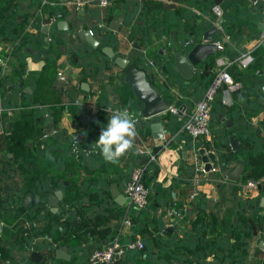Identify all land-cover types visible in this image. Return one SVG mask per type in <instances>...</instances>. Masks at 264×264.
Listing matches in <instances>:
<instances>
[{"label":"crops","instance_id":"0c3cea01","mask_svg":"<svg viewBox=\"0 0 264 264\" xmlns=\"http://www.w3.org/2000/svg\"><path fill=\"white\" fill-rule=\"evenodd\" d=\"M57 1L0 0V57L5 61L0 65V264H93L88 261L89 253L114 238L120 244L140 240L143 246L125 249L109 264H264V48L259 44L264 0L261 6L252 0H118L119 6L109 15L105 8L114 0L107 5L88 1L82 13L68 0ZM210 2L221 7V15L214 13L213 6L207 8ZM53 5H60L64 14H55ZM113 19L118 21L117 29L110 27ZM60 20H66L67 26L61 27ZM205 22L207 27H203ZM44 24H48L46 33ZM132 25L137 35H128ZM83 26L92 29L100 42L109 37L104 29L111 30L116 36L113 49L127 57H135L140 49L145 55H166L172 48L187 53L190 47L187 52L180 48L187 46L185 40L198 35V42L203 41L204 32L215 26L211 42L218 40L219 44L195 64L194 75L212 77L217 57L233 59L229 71L239 86L216 96V103L224 109L214 111L211 106L209 136L192 138L176 130L196 100L161 114L164 134L160 137L153 135L149 118H138L133 149L142 162L148 160L140 151L142 146L156 151L152 183L170 192L164 204L151 187L146 207H127L125 201L116 200L132 168L127 164L132 150L115 163L99 151L83 159L71 158L70 136L76 131L91 133V126L101 118L97 107L102 94L116 109L128 107L132 100V89L121 82L123 73L116 66L86 76L84 67L70 62L74 53L69 54L65 45H60L52 62L39 56L37 46L26 43L28 39L35 43L39 34L46 38L52 28L81 31ZM70 35L75 43L80 41L77 32ZM247 54L252 60L242 65L238 60ZM59 68L66 73L62 84ZM142 68L154 86L162 87L152 80L148 65ZM83 81L88 90L82 88ZM35 86L51 90L39 105L55 104L59 112L57 125L46 120L43 131L64 129L60 137L57 132L52 134L51 141L58 142L48 150L47 139L52 135L45 140L38 137L39 107L30 101ZM169 92L177 94L179 86L171 84ZM82 105L88 114H98V119L83 123ZM7 109H12L10 114ZM231 133L241 140L240 150L232 149ZM201 148L213 155L210 169L204 167ZM239 162L243 168L238 179H229ZM193 166L196 194L189 201L192 211L187 212V196L181 192L186 178L182 167ZM61 178L62 186L57 184ZM57 189H62L63 196L58 209L52 211L48 195ZM72 193L73 199L68 200ZM61 245L66 246L65 257L55 252Z\"/></svg>","mask_w":264,"mask_h":264},{"label":"trees","instance_id":"16d2710c","mask_svg":"<svg viewBox=\"0 0 264 264\" xmlns=\"http://www.w3.org/2000/svg\"><path fill=\"white\" fill-rule=\"evenodd\" d=\"M144 3L147 4V2L144 1ZM214 5V3L210 2L207 3V8H211ZM117 6H119L118 4V0H114V2H112V4L107 5V7L105 8V12L109 15L113 9L117 8ZM73 9H75V6L73 5ZM53 12H55V14L57 12L64 14V10L60 5H53L52 7ZM212 16H215L214 13ZM57 20V19H56ZM53 23H55L53 21ZM205 24V25H204ZM203 24V27H207L208 23L205 22ZM38 27L40 26V24L37 25ZM135 25H132L129 27V33L128 35H137V32L135 30ZM224 28H226L227 30V23H225L224 21ZM72 31L77 32L78 37L80 38V41L78 43H75V37H72L70 35V33ZM104 31L107 32V34L109 35V37L104 40L101 41L100 46L98 47H92L87 40L82 36L81 31L76 28V29H70L69 31H58L55 30L54 28L50 29V31L46 34L48 36H50V39H46L44 37V35L39 34L36 37V42L33 43L31 40L32 39H28V41H26V43H28L29 45L34 44L35 46L38 47V52H39V56L45 58L46 60H51L52 62L56 61V56L55 53L57 52V50L59 49L60 45L63 44L67 47V51L69 54L74 53V55H70L69 60L71 63L77 64V65H81L82 67H84V75L88 76L89 73H95L97 75H99L100 73H102L104 70L111 68V67H115L116 65L113 63L112 59L106 57L105 55H103V53L101 52V46L105 45V44H109L112 45L113 48L115 49V40H116V36L113 35L111 33V30H107L104 29ZM19 37V36H18ZM24 38H26V35H23ZM23 37L20 38V42L23 41ZM190 40H192V43L198 42V40H200V37L198 35H195L194 38H188ZM25 41V40H24ZM149 39L146 41L148 42ZM191 43V44H192ZM191 45H187V46H183L180 47L184 52H187L189 47ZM177 48H172L169 49L166 55H162L160 56L159 54H153V53H147V55L144 54V52L140 49V50H136V56L135 57H129L130 59H132L136 65L140 66V67H145L147 66L146 64V57H150L152 58L158 65V67L163 70L162 72L166 75V80H167V84L165 83H160L162 85V87H157L155 86L161 93L162 95L168 96L169 100L172 101L175 105H179L180 103H188L192 100H198L203 93L205 92V89L208 85V83L210 82V80L212 79V77L209 76H201L199 74L194 75L191 79L188 80L187 83L184 82V80L182 78H180L178 72L176 71L174 65H173V61H174V53L176 52ZM120 53V52H118ZM99 56V57H98ZM101 56V57H100ZM117 67V66H116ZM119 70L120 68L117 67ZM121 72V70H120ZM122 73V72H121ZM62 84L63 82L65 83L64 80H60ZM121 82L123 84H126V82L124 81L123 77L121 78ZM263 80H260V84L262 85ZM171 84H177L179 86V92L177 94L171 93L169 92L170 89V85ZM260 88V87H259ZM71 89V88H70ZM51 90L50 88L47 87H43V86H35L33 92L31 93V100L36 106L39 107V110L37 112V119H38V123L36 124V129L38 131V137L40 138V134L43 132V129L45 127V122L46 120H50L52 121L53 125H57V118L59 116V112L57 111L55 104H50V105H39L42 102H46L47 100V96L46 94L49 93ZM131 98L132 100H130L128 107L130 109H132L134 112H137L138 109L141 107L140 101L139 99L136 98V96L134 95V93L131 91ZM216 98V97H215ZM214 100L211 102V106H212V110H216V109H224L222 108L218 103H216ZM98 105L100 107L106 106V105H110L111 107H115V104H113L112 102L109 101L107 95H101L99 97L98 100ZM78 106V105H75ZM231 105L228 108H232ZM71 111H73V109L70 107ZM48 110H51L50 115H48L47 117H44L45 112H47ZM98 114L101 115V118L96 121V123L94 125L91 126L90 130L91 133L90 134H83V133H79V132H73L72 135L70 136L69 142L71 143V140L73 138H75L79 143H81L82 145L86 146V147H92L93 144L95 143V137H99V134L101 132V129L103 127H105L107 125L108 119H109V112L105 111V110H100L98 112ZM44 120H43V118ZM183 122V121H182ZM181 122V124H182ZM181 124L178 126V128L176 129L178 131V133H183L186 134L183 131H179V128L181 126ZM64 129H58V137L61 136V134L64 132L62 131ZM255 131H253V133L251 135H254ZM181 135V134H180ZM188 135V134H187ZM53 136H50L47 140L46 146H47V150L48 148L51 149L52 147L54 148L56 146V143L58 142L56 139L54 141L53 140ZM189 136V135H188ZM246 152V151H244ZM91 156L92 153L90 154H82L78 159H83L86 156ZM71 158H76L72 153H71ZM141 155L140 153H137L136 149H132V152L130 153L128 159H127V164L128 166H134L140 163H144L145 164V172H144V177L146 175V179L144 180V182L150 183V187L151 190L155 191L156 193V197L158 195V197H160V201L159 203H165L166 201H169L170 198V192L167 191L165 192L164 188H162L159 183H152L153 179L155 177V171H156V164L154 162V160H146L145 162H142L140 160ZM182 171H183V176H185V180H184V186L182 187L181 192H183V194L185 196H188L190 194V192L193 189V185H194V171L195 168L193 166V168H188V167H182ZM57 184H59L60 186L63 185V181L64 179H58L57 180ZM181 181L179 180V183ZM148 185V184H147ZM152 194V193H151ZM150 194V196H151ZM74 193H72L68 200L73 199ZM162 195V196H161ZM175 202H177L175 199L173 200ZM257 208H258V204H257ZM187 212H191L192 209L190 207L186 208Z\"/></svg>","mask_w":264,"mask_h":264},{"label":"built area","instance_id":"2783aa9c","mask_svg":"<svg viewBox=\"0 0 264 264\" xmlns=\"http://www.w3.org/2000/svg\"><path fill=\"white\" fill-rule=\"evenodd\" d=\"M66 0L63 1V3ZM88 1L93 0H68L67 3H71L77 9L81 6H84ZM101 5H107L111 0H97ZM60 3L57 0H42V4H57ZM213 11L216 15H221V7L218 4L213 5ZM55 19V16L52 20ZM46 39H50V36L46 35ZM192 40L187 39L184 41L185 45H193ZM215 44H219L218 40L214 41ZM259 44L264 48V18L262 21V26L259 32ZM190 46V47H191ZM252 60L251 54L245 55L243 58H240L238 61L242 65H246L249 61ZM217 65L214 72V75L210 82L208 83L205 92L203 95L195 101L194 107L187 117L183 120L179 131H183L192 138L206 137L211 133L210 127V117H211V102L216 97L217 88L221 87L224 93H228L233 89H236L239 84L234 81L230 71L229 66L232 64L233 59L224 58L222 56L217 57ZM5 61L0 57V65H4ZM146 64L151 69V77L153 81L162 82L167 84L166 75L159 69L157 63L150 57H146ZM57 76L59 80L66 79V73L63 68L57 70ZM172 91V89H171ZM225 99V98H223ZM75 103H79V99H75ZM127 108L130 112H133L137 115V118L141 114L132 111L129 107ZM169 109L171 111H177V105L170 104ZM12 109H7V113L10 114ZM100 110H105L110 114L113 113L116 108L106 105L103 107H97V112ZM3 113V108L0 107V115ZM51 110L45 112L44 117L50 115ZM143 117V116H141ZM57 128L54 127L51 130L43 131L40 134V140L47 139L50 135L55 134ZM166 143H164L165 145ZM98 150H94L93 147H86L79 143L75 138L71 140L70 143V152L76 157L79 158L82 154L96 153ZM140 151L145 153L148 156V160H153L156 157V151L150 149L147 146H142ZM144 172L145 164L140 163L132 166L129 177L125 182L123 188V195L125 197V204L127 207H139L143 208L148 205L150 199V186L144 182ZM196 190L193 189L190 194L187 196V203L184 208L189 207V201L195 196ZM168 212H172L171 207L167 208ZM143 244L140 240H133L125 244H120L116 238L112 239L110 242L103 244L100 247L94 248L88 255V261L90 263H102L109 264L112 262L116 255H119L127 248H142ZM264 249V248H263Z\"/></svg>","mask_w":264,"mask_h":264},{"label":"water","instance_id":"95a60500","mask_svg":"<svg viewBox=\"0 0 264 264\" xmlns=\"http://www.w3.org/2000/svg\"><path fill=\"white\" fill-rule=\"evenodd\" d=\"M257 5H262L263 0H252ZM78 12H84L83 6L78 8ZM117 20L113 19L110 27L117 29ZM59 24L61 27L67 26L66 20H60ZM262 26V24H261ZM48 29V24L42 25V30L46 33ZM81 31L87 40V42L92 47L100 46V40L94 35L92 29L87 27H82ZM216 31V27L212 26L208 28L203 35V41L196 42L193 44L187 53H183L182 51H176L174 53V66L178 70L179 74L186 80L191 79L195 73V64L200 60L206 58L209 54L213 53L215 50V43L211 42V38ZM102 53L112 59L113 63L120 68L121 72L123 73L124 81L131 87L134 95L137 99L141 102L142 106L139 109V114L143 117L149 118L151 122V128L153 131V135L156 137H160L164 134L163 131V124L161 121L162 113L169 109V101L168 99L162 95V93L150 82L147 77L146 70L138 65L127 56L122 54H118L115 52L113 47L109 44H105L101 46ZM160 50H164L162 47ZM39 65V64H38ZM82 88L85 90L89 89V85L86 81H83ZM221 87L217 88L216 96H220L221 94ZM183 106L179 108V113ZM81 121L84 123L88 120H97L98 114H88L85 110L83 105L81 106ZM222 119H226L223 113L220 114ZM226 124L230 125L231 120L227 119ZM229 142L233 150H240L242 148V142L237 136L236 133H231L229 136ZM201 153L203 154L202 159L205 162L204 167L205 169L212 168L210 163V159H213L212 153L205 154V149L201 148ZM107 157V156H106ZM108 158V157H107ZM146 159V155L142 156V160ZM243 165L239 162L229 173L228 178L231 180H237ZM112 194H114V190H110ZM119 194V192H118ZM63 196L62 189H57L48 195V204L51 206L52 211H56L58 209V200L61 199ZM118 203H123L125 201V197L121 194L118 198H116ZM261 205L264 206V196L261 199ZM69 213H66L68 216ZM263 243V241H261ZM55 252L58 256L65 257L68 253L66 252V246L61 245L55 249ZM68 257V256H67ZM102 264V263H101Z\"/></svg>","mask_w":264,"mask_h":264},{"label":"clouds","instance_id":"9594fccd","mask_svg":"<svg viewBox=\"0 0 264 264\" xmlns=\"http://www.w3.org/2000/svg\"><path fill=\"white\" fill-rule=\"evenodd\" d=\"M138 123L137 115L127 108L114 110L107 125L101 129L93 149L107 156L111 162H117L135 147Z\"/></svg>","mask_w":264,"mask_h":264}]
</instances>
